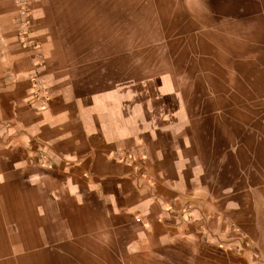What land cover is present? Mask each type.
I'll use <instances>...</instances> for the list:
<instances>
[{
	"label": "crops",
	"instance_id": "obj_1",
	"mask_svg": "<svg viewBox=\"0 0 264 264\" xmlns=\"http://www.w3.org/2000/svg\"><path fill=\"white\" fill-rule=\"evenodd\" d=\"M30 2L35 51L0 0V264H264V0Z\"/></svg>",
	"mask_w": 264,
	"mask_h": 264
},
{
	"label": "built area",
	"instance_id": "obj_2",
	"mask_svg": "<svg viewBox=\"0 0 264 264\" xmlns=\"http://www.w3.org/2000/svg\"><path fill=\"white\" fill-rule=\"evenodd\" d=\"M31 0H13L16 7V32L19 46L26 51H35L40 47V44L30 36L32 32L33 22L31 19ZM31 87L32 100L38 103L39 108L44 109L48 106L49 94L47 88L43 85L42 77L44 75V65L36 64L28 73ZM37 164L45 165L50 163V157L43 150L36 151ZM112 157L120 162L129 163L136 159H144V156H137L134 150L121 149L112 152ZM143 166V165H140Z\"/></svg>",
	"mask_w": 264,
	"mask_h": 264
},
{
	"label": "rangeland",
	"instance_id": "obj_3",
	"mask_svg": "<svg viewBox=\"0 0 264 264\" xmlns=\"http://www.w3.org/2000/svg\"><path fill=\"white\" fill-rule=\"evenodd\" d=\"M158 43L159 44H163V45H167V44H171V45H175V46H197V38H193V37H172V36H166V35H163L161 37H158ZM212 43H214V37H211L209 38ZM196 41V42H195ZM213 46V45H212ZM210 48V47H208ZM230 250H234L236 251V248H231ZM256 251H258L256 248H255ZM259 253L256 252L255 253V257L253 259V261L251 262H248L247 264H261L262 261L259 259Z\"/></svg>",
	"mask_w": 264,
	"mask_h": 264
}]
</instances>
